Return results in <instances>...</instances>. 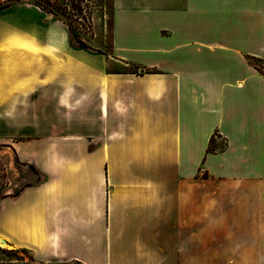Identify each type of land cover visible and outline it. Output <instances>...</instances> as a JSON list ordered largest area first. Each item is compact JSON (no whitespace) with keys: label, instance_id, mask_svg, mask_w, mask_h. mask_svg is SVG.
<instances>
[{"label":"crops","instance_id":"1","mask_svg":"<svg viewBox=\"0 0 264 264\" xmlns=\"http://www.w3.org/2000/svg\"><path fill=\"white\" fill-rule=\"evenodd\" d=\"M256 59L264 0H113L106 52L0 8L1 152L41 177L0 196V240L46 264H264Z\"/></svg>","mask_w":264,"mask_h":264},{"label":"rangeland","instance_id":"2","mask_svg":"<svg viewBox=\"0 0 264 264\" xmlns=\"http://www.w3.org/2000/svg\"><path fill=\"white\" fill-rule=\"evenodd\" d=\"M2 0L0 2H3ZM45 3L44 0H40ZM60 1V0H57ZM62 1V0H61ZM66 4H78L81 11L82 18L79 19L80 25L73 23L74 29L78 30V35L85 38L90 46L94 49H102L109 51L111 47L112 35V16H113V0H64ZM264 71V62L260 63ZM0 146V196L6 191L16 190L28 181H35L37 175L34 174L29 180H23L20 174V166L10 167L8 156H3ZM12 186V188H9ZM5 249H11L0 240V263L12 259L16 264H38L33 262L32 253L30 251L19 250L17 255L9 254ZM62 264V263H54Z\"/></svg>","mask_w":264,"mask_h":264},{"label":"trees","instance_id":"3","mask_svg":"<svg viewBox=\"0 0 264 264\" xmlns=\"http://www.w3.org/2000/svg\"><path fill=\"white\" fill-rule=\"evenodd\" d=\"M19 1L36 3V4L40 5L43 9L53 13L57 18L64 21L69 27V43L72 47L92 48L85 38H82L81 36L78 35L79 31L74 29V26L72 23V22H75L77 24V26L80 25L79 19L82 18L81 15H83L82 14L83 12L81 11L78 4H74V2H72V4L69 5V4H66V2H64V0H62V1L61 0L60 1L44 0L45 3H42L40 0H5L3 2H0V8L7 7V6H9L15 2H19ZM97 50L102 51V52H106L100 48H98ZM261 62H263V61H261L259 59H256L254 61L256 67L259 68L261 70V72L264 74V71L260 65ZM134 72H137V70H134ZM225 147H226V142L224 143L223 141H218L217 136L213 135L210 138L209 145L207 148V152H213V153L221 152L225 149ZM40 178H41L40 175H37L36 181H39ZM18 191H19V188L16 189L15 193H17ZM19 250L29 251L27 248L5 249V251H7V253L14 254V255H17ZM31 259L35 263L46 264L44 262L38 261L33 254H32ZM0 264H16V263H14L12 259H8V260H6V262H1ZM24 264H27V263H24Z\"/></svg>","mask_w":264,"mask_h":264},{"label":"built area","instance_id":"4","mask_svg":"<svg viewBox=\"0 0 264 264\" xmlns=\"http://www.w3.org/2000/svg\"><path fill=\"white\" fill-rule=\"evenodd\" d=\"M220 141H223L224 143L226 142L223 138L220 137ZM10 164V163H9Z\"/></svg>","mask_w":264,"mask_h":264}]
</instances>
